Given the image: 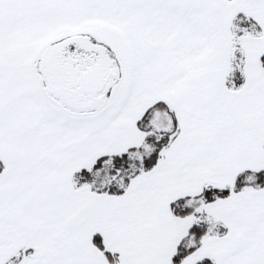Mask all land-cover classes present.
<instances>
[{"label":"snow or ice","instance_id":"snow-or-ice-1","mask_svg":"<svg viewBox=\"0 0 264 264\" xmlns=\"http://www.w3.org/2000/svg\"><path fill=\"white\" fill-rule=\"evenodd\" d=\"M0 264H264V0H0Z\"/></svg>","mask_w":264,"mask_h":264}]
</instances>
